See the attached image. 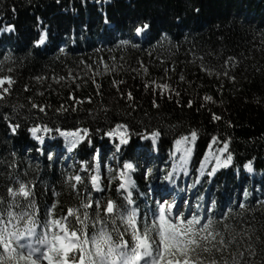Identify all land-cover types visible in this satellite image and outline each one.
I'll use <instances>...</instances> for the list:
<instances>
[{
	"label": "trees",
	"instance_id": "16d2710c",
	"mask_svg": "<svg viewBox=\"0 0 264 264\" xmlns=\"http://www.w3.org/2000/svg\"><path fill=\"white\" fill-rule=\"evenodd\" d=\"M98 8L93 0L86 6L82 0H60L59 4L56 0H0V22L18 25L10 38L0 37V75H11L16 81L10 94L0 100V195L17 178L31 182L43 218L52 202H57V215L64 214L84 199L85 188L90 189V183L78 185V192L71 189L72 181L64 183L66 176L77 173V165L72 171L63 167L56 158L58 143L39 153L27 131L34 123L106 131L128 122L145 134L161 130L156 150H137L159 155L163 161L169 157L171 173L182 178L184 171L192 173L200 200L210 196L215 202L212 218L219 220L217 230L238 242L230 251L243 250L247 241L256 255L246 257V262L264 264V0H110L104 10L112 18L111 36L105 34ZM129 14L154 18L156 29L166 35L153 31L137 37L136 47L131 41L122 45L128 32L119 26ZM35 16L51 24L49 41L39 49L31 44L36 36ZM85 24L87 29L82 27ZM59 47L65 51L59 52ZM228 56L235 59L226 65ZM224 72L235 75V82ZM38 76L43 79L37 80ZM162 84H168L169 90L162 92ZM129 91L133 101L126 98ZM205 95L213 101H204ZM70 96L83 102L75 105L76 111L57 113L60 105H73ZM154 100L158 108L152 106ZM33 102L46 106L45 113L32 109ZM211 112L222 120L212 121ZM10 121L21 125L16 135L9 129ZM189 130L198 132L197 141L177 146L175 141ZM91 135L94 142L104 137L94 131ZM213 136L230 141L234 160L233 166L207 176L222 147L211 142ZM85 143L73 150V156L90 161L92 167ZM121 157L127 158L120 154L119 168ZM248 160L254 165L251 173L242 166ZM138 185L136 193L143 190L142 183ZM116 191L114 186L87 194L119 201L122 197ZM143 197L135 196L138 204ZM240 203L245 207L240 208Z\"/></svg>",
	"mask_w": 264,
	"mask_h": 264
},
{
	"label": "snow or ice",
	"instance_id": "6c2138e0",
	"mask_svg": "<svg viewBox=\"0 0 264 264\" xmlns=\"http://www.w3.org/2000/svg\"><path fill=\"white\" fill-rule=\"evenodd\" d=\"M56 2L59 4L60 0ZM109 2L110 0H93V3L100 6L97 11L102 24L106 26L105 34L111 36L108 26L111 25L112 18L104 10ZM82 3L86 6L88 0H82ZM193 10L200 12V8ZM11 11L16 12L15 6L11 8ZM177 20L180 23L183 22L179 20V17ZM33 21L36 36L31 44L33 48L39 49L46 46L49 41L51 24L42 16H35ZM82 27L87 29L89 26L85 24ZM119 27L128 32V39H122L120 43L128 45L131 41L133 47H136L137 37H145L153 31H157V35H166L162 30L156 29L155 19L147 15L129 14L125 16ZM17 31L16 23L0 25V34L7 33L9 38ZM58 51L63 53L65 49L59 47ZM234 59L233 56H228L224 64L227 65ZM0 71H3V62H0ZM7 71L12 72V68H8ZM223 75L233 82L236 80L235 75L230 76L228 72H224ZM35 78L43 79L39 76ZM59 79L62 80L64 77ZM179 79L183 81L184 77L180 76ZM15 83L11 75H0V100L10 94ZM159 88L162 92L167 91L169 85L162 84ZM176 94L180 95L179 92ZM69 98L73 100V105L70 108L60 105L56 109L57 113L76 111L75 105L83 102L74 96ZM126 98L129 101L134 100L130 91L126 93ZM203 99L208 102L213 101L211 95H205ZM89 102H91L90 98ZM186 103L189 108L193 106L191 100ZM152 106L158 108L159 104L154 100ZM31 108L45 113L46 106L33 102ZM210 119L221 121L222 117L211 112ZM20 127V124L9 122V129L13 135L17 134ZM27 131L40 144L44 143L46 136L59 134L68 141L69 152L77 149L85 141L91 145L93 131L102 133L114 142V157H120V154L127 157L120 158L121 170L118 174L117 192L122 199L117 201L111 197H104L103 200H99L88 195L87 193L92 191L103 193L105 188L100 183L98 172L90 175L81 174L92 171L91 162L83 160L78 172L66 176L64 183L69 184L70 181H75L70 187L78 192V185H86L90 182L91 188H85L84 199L78 202V206L68 207L61 215H57V202L54 201L50 206L45 207L42 218L39 205L35 201V185L17 178L6 185L5 194L0 195V264H251V260L246 262L245 258L255 257L256 253L252 244L245 241L246 248L235 252L230 251L233 244L238 242L235 237L227 238L223 230H217L219 220L212 218L214 216L212 209L205 208L204 214H201L198 211L200 205H197V210H193L190 203L187 208H184L174 199L168 198L175 191L177 184L174 172L165 171L164 183L161 185L162 189L168 192V197L161 194L160 200L154 201V207L147 208V212H151L152 216L150 222L147 212L140 210L135 196H143L146 193L135 191L138 185L132 174L137 170L138 165L134 158L138 157L137 148H145L149 151L157 149L156 139L162 135L161 130L149 131L145 134L139 128L124 122L116 123L114 128L109 127L106 131L100 127L95 129L79 127L67 130L49 126L47 123H34ZM197 139L198 132L189 130L175 143L177 146L182 143L194 144ZM211 142L219 143L222 147L219 153L214 155V164L207 172V176H214L219 169L233 166L234 160L229 140L213 136ZM184 151L187 153L189 150L185 148ZM12 155L15 156L16 153ZM47 158L51 161L53 154L49 153ZM93 160L99 165V150L94 151ZM242 166L249 173L254 170L252 160H248ZM183 174L188 173L184 171ZM152 176L153 173L146 166L142 177L146 181H151ZM199 182L197 179L196 183ZM169 185L174 187L169 188ZM243 195L247 196L248 193L244 192ZM212 204L214 207L215 202ZM238 206L245 207L243 203ZM69 217L72 219L70 220ZM242 233L245 236L248 234L246 230H242Z\"/></svg>",
	"mask_w": 264,
	"mask_h": 264
},
{
	"label": "rangeland",
	"instance_id": "374dc122",
	"mask_svg": "<svg viewBox=\"0 0 264 264\" xmlns=\"http://www.w3.org/2000/svg\"><path fill=\"white\" fill-rule=\"evenodd\" d=\"M2 24H7L4 22H0ZM9 34H0V37L8 36ZM12 35V34H11ZM6 86V85H5ZM30 136V139L33 141L35 146L38 147V152L42 154L44 148L49 147L50 144L58 143L59 147L57 149V160H59L63 167L66 169H69L72 171V168L77 165V172L78 169L81 166V161H78L73 155V151L69 152L67 149L70 147L68 141L66 138L61 137L59 134H52L45 137V141L43 144H40L39 141L33 139ZM86 142V143H85ZM84 143L87 146V156L92 161V171L88 174L82 175H90V174H96L97 172L100 175V183L102 187L105 188V190H108L115 186V189L117 190V184H118V174L121 168H119L118 164V157L113 156V141H110L107 137H101L100 139H97V141H92V144L89 145L87 141ZM146 143V142H141ZM95 150H99L100 153V161L99 165H97V162L93 160V153ZM147 151L137 150L138 157L134 158L138 167L137 170L132 174L133 179L135 182L142 183L143 190L142 192L146 193L144 196L145 199H147L146 202L139 204V208L142 212H147V208L149 206L154 207V201L158 202L160 200L161 194H163L165 197H168V192L162 189L161 185L164 183V173L165 171L171 173L169 167L171 162H169V157L166 161H163L161 157L153 156L152 154L146 153ZM164 155L167 157L168 153L164 152ZM150 169L153 173L151 184L152 186L147 187L146 183L147 181L142 177V172L145 170V168ZM193 174H188L185 177H180L181 175H175L177 184L175 185V191L172 192L171 197H168L170 200L174 199V201L180 205L181 207L187 208L189 206V203L191 204V207L193 210H197V205H200V208L198 211H200L201 214H204V209L213 208V204L211 200L209 199L210 196H207L206 199L200 200L199 197V191L197 188H195V185L193 184ZM72 183H75V181H72ZM91 187V184H90ZM174 187L173 185H169V188ZM136 189H139V185ZM93 193H100L92 191ZM117 192V191H116ZM147 218L150 222L152 219L151 212H147Z\"/></svg>",
	"mask_w": 264,
	"mask_h": 264
}]
</instances>
